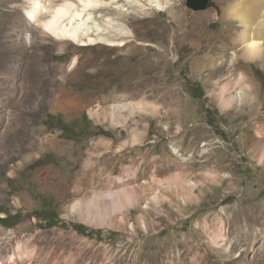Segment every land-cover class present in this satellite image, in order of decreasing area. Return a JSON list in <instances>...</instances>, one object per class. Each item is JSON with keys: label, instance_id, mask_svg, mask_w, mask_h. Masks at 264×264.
<instances>
[{"label": "rangeland", "instance_id": "1", "mask_svg": "<svg viewBox=\"0 0 264 264\" xmlns=\"http://www.w3.org/2000/svg\"><path fill=\"white\" fill-rule=\"evenodd\" d=\"M173 1L175 16L130 18L134 37L123 45L58 50L47 40L16 62L26 97L2 142L8 157L0 154V230L10 242L37 241L42 259L70 264H238L230 257L238 247L242 264H264L256 132L264 124V68L221 37L238 25L224 16L235 0L197 10ZM18 2L0 0L1 27L24 12ZM4 38L0 31V58L10 45ZM75 54L76 66L65 70ZM233 58L256 99L224 109L213 90L229 74L213 65ZM63 87L80 99L72 100L82 104L76 111L51 108ZM117 96V104L137 107L119 109L124 124L108 106ZM97 101L95 120L89 108ZM109 190L114 201L100 203L101 218L112 225L95 227L67 210L75 197L88 207ZM220 223L222 248L208 241Z\"/></svg>", "mask_w": 264, "mask_h": 264}, {"label": "bare ground", "instance_id": "2", "mask_svg": "<svg viewBox=\"0 0 264 264\" xmlns=\"http://www.w3.org/2000/svg\"><path fill=\"white\" fill-rule=\"evenodd\" d=\"M16 5L20 6L24 12L16 15L8 27L0 26V31L5 37L4 40L10 42L9 46H5L8 52L3 53L0 58V154L1 156L4 154V159L9 154L2 147L6 130L9 131L13 128L11 124L16 122L18 109L21 111L26 97L24 93L27 85L20 70L15 69L19 65L18 62L28 61L30 49L39 43H47L48 41L57 45L58 50H64L67 44L120 46L134 37L133 23L130 18L149 17L155 11H166L175 16L176 9L173 0H93L91 7L87 3H81L80 0H22ZM224 13L225 19L227 18V25L233 21H236L238 25L234 29L229 26L232 28L229 29L231 31L225 32V35L221 36L222 39L228 40L231 45L238 48V55L246 60L258 62L264 68V0H235L228 5ZM238 27H242V29L238 30ZM216 45L221 50L224 49V44ZM10 57L15 63L14 67L11 66L13 62H8ZM235 58L224 64L220 62L221 64L217 66L212 64L214 72H220L225 68L229 74L226 76L228 78L222 76L217 88L213 90L219 96L220 104L224 109L236 104L243 105L245 102H253L256 99L254 83L249 75L234 71ZM77 62L78 56L75 54L65 70L72 69ZM2 78L6 80L5 86ZM118 97L121 98L122 96L113 98L108 106L112 108L110 111L113 121L124 124L127 118L118 113L119 109L127 107L129 110H134L136 106L133 103L117 104ZM72 100L80 99L73 95L69 89L63 87L58 91L51 108L76 111L82 104L80 105L76 101L72 102ZM100 107L101 104L97 101L89 108L96 118L95 120H98L97 115ZM256 132L258 138L263 140L259 146L257 160L259 164L264 165V124L260 122L256 127ZM137 133L136 127H133L131 138L136 139ZM113 194L110 190L101 194L102 196L95 193V199L91 197V201L88 200L90 203L88 207H83L81 199L75 197L74 202L67 207V210L71 213L76 212L86 223L92 226L112 225L111 220L106 221L101 218L104 214L101 211L100 203L114 201ZM126 204L129 206L132 202ZM218 226L213 231L211 230L208 241L211 246L222 248L220 247L222 244L217 241L219 238L221 241L224 240V230L221 223ZM12 233L16 234V231H12ZM8 237L7 233L5 234L0 230V264H70L68 263L70 259H62L61 261V258L56 255L50 259H42L40 244L37 241L30 246L24 240L10 242ZM225 250H228L227 246ZM238 250H240L239 247L234 250L230 257L239 258L238 264H242L243 257H235Z\"/></svg>", "mask_w": 264, "mask_h": 264}, {"label": "water", "instance_id": "3", "mask_svg": "<svg viewBox=\"0 0 264 264\" xmlns=\"http://www.w3.org/2000/svg\"><path fill=\"white\" fill-rule=\"evenodd\" d=\"M209 0H186V6L197 10V9H203L207 7Z\"/></svg>", "mask_w": 264, "mask_h": 264}, {"label": "snow or ice", "instance_id": "4", "mask_svg": "<svg viewBox=\"0 0 264 264\" xmlns=\"http://www.w3.org/2000/svg\"><path fill=\"white\" fill-rule=\"evenodd\" d=\"M81 3H87L89 7L92 6L93 0H80Z\"/></svg>", "mask_w": 264, "mask_h": 264}]
</instances>
